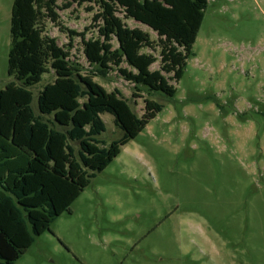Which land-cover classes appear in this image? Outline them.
Listing matches in <instances>:
<instances>
[{
	"label": "rangeland",
	"instance_id": "1",
	"mask_svg": "<svg viewBox=\"0 0 264 264\" xmlns=\"http://www.w3.org/2000/svg\"><path fill=\"white\" fill-rule=\"evenodd\" d=\"M0 0V87L8 74L11 10ZM72 2L71 6L65 7ZM63 27L100 36L98 4L58 0ZM119 15L154 40L151 69L161 68L158 33ZM46 33L70 49L82 72L118 89L138 116L146 98L164 105L121 153L91 178L15 264H264V0H209L183 77L171 97L127 80L113 67L91 65L81 35L46 20ZM72 43L73 46H68ZM113 47L119 42L112 40ZM122 67L136 71L127 61ZM56 78L53 68L31 87L38 94ZM138 95V96H136ZM108 145L122 136L113 114H101Z\"/></svg>",
	"mask_w": 264,
	"mask_h": 264
},
{
	"label": "trees",
	"instance_id": "2",
	"mask_svg": "<svg viewBox=\"0 0 264 264\" xmlns=\"http://www.w3.org/2000/svg\"><path fill=\"white\" fill-rule=\"evenodd\" d=\"M72 1L99 5L94 16L102 22L99 37L85 40V33L63 27L58 0L13 1L8 74L14 78L0 87V264H15L164 107L146 98V111L138 116L118 89L107 90L95 73H84L71 61L70 49L46 33V20L65 28L71 42L82 36L85 54L101 76L115 67L137 88L173 97L177 87L163 71L173 72L178 81L183 77L209 5V0ZM120 8L158 33L160 69H151L154 54L141 51L154 48V40L145 30L128 26ZM123 61L136 71L122 67ZM49 68L56 78L40 90L37 114L31 87ZM105 112L114 115L123 131L108 145L100 138L106 131Z\"/></svg>",
	"mask_w": 264,
	"mask_h": 264
}]
</instances>
